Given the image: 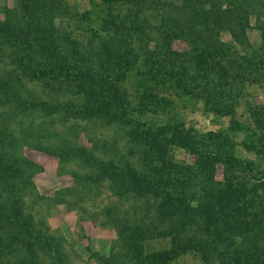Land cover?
<instances>
[{"label": "trees", "instance_id": "16d2710c", "mask_svg": "<svg viewBox=\"0 0 264 264\" xmlns=\"http://www.w3.org/2000/svg\"><path fill=\"white\" fill-rule=\"evenodd\" d=\"M15 1L0 19V56L12 65L0 73V122L23 128L16 135L0 125V264H66L43 222L35 224L19 204V192L32 184L23 169L33 164L18 153L24 136L32 134L23 117L39 112L44 118L61 113L129 125L140 143L141 169L97 156V145L69 149L95 169L89 182L108 179L118 196L143 199L159 219L143 227L110 216L124 240L107 255L92 252L101 264H179L187 253L203 264H264V169L234 144L240 136L241 148L264 154V109L252 111V125L234 116L238 92L264 78V0H88L89 8L80 12L69 0ZM61 14L81 37L61 29L55 21ZM252 23L255 43L248 36ZM175 40L188 49H175ZM31 83L46 96L26 94ZM131 85L134 92L127 89ZM58 92L71 96L52 97ZM173 94L202 102L227 117V126L203 139L181 123L151 124L146 114L165 112ZM168 145L193 161L172 170L165 159ZM215 163L223 165L222 185L210 180ZM191 177L202 178L199 189H186ZM210 229L231 236L208 247L195 233ZM152 236L169 238V245L148 248L144 240Z\"/></svg>", "mask_w": 264, "mask_h": 264}, {"label": "rangeland", "instance_id": "374dc122", "mask_svg": "<svg viewBox=\"0 0 264 264\" xmlns=\"http://www.w3.org/2000/svg\"><path fill=\"white\" fill-rule=\"evenodd\" d=\"M17 2L0 0V19L4 18L2 10L4 8L13 10ZM68 3L71 8L79 12L89 8L88 0H69ZM59 16L55 17V21L60 24L63 31L68 29L75 37H81V33L73 27L72 20L71 27L68 28L69 19L62 14ZM83 26L81 22L78 23L80 29ZM251 27L248 36L255 43L258 40V31L254 29L253 23ZM173 47L177 50L188 49L186 43L181 40H175ZM11 66L6 58L0 56V73L11 70ZM32 84L34 83L25 86L26 94L46 96L40 87ZM127 89L134 92L133 85H131L133 90H130V87ZM241 91L235 97L234 116L240 122L252 125V111L258 108L264 109V78L261 77L258 82L251 84L246 82ZM70 96L69 92L67 94L58 92L52 95L56 99ZM170 98L173 99V103L165 112L150 111L146 114L151 124L167 126L181 123L186 129L193 128L191 132L202 134L203 139L206 133H215L227 126V117L217 116L207 111L200 101L186 97L180 99L174 94ZM62 115L58 113L44 118L39 112L34 113L33 117H23L24 128L29 129L33 135L24 136V142L18 153L33 164L23 169V176L30 179L32 184L25 183V179L21 178L23 185H28L19 192L21 197L19 204L23 206L25 215L32 216L35 224L39 221L43 222L42 229L59 243L60 254L66 264H101L96 256H92V252L107 255L113 243L119 244L124 240L120 228L114 226L110 216L127 217L135 225L143 224V227L150 222L158 223L159 219L156 217L153 206L143 199L128 198L126 194L118 196L119 194L115 193L117 188L110 186L108 179L98 183L89 182L88 176L94 174L95 169L83 163L78 156L72 154L73 152L70 153L69 149L71 151L74 147H87L93 150L97 145L99 149L94 152L97 156L102 155L118 166H122L123 162H131L132 165L141 169L143 160L138 146L140 143L133 140L129 125L106 124L101 120H84L68 116L65 118ZM42 120L43 125L40 124ZM15 124V121L3 125L0 122L1 126H6L9 130L14 129L15 134L18 135L23 126L19 129ZM234 140L236 151L240 150L244 156L253 158L264 169V154L245 151L241 148L240 136ZM33 144H39L44 148H34ZM165 149L169 156L165 159H168L172 170L175 168L174 165L193 161V157L180 147L168 145ZM223 171V165L217 163L210 178L212 183L223 184ZM200 179L202 178L185 179L186 189L189 191L199 189ZM204 184H206L205 180ZM4 222L9 224L7 220ZM166 224L164 222L157 225L158 229L164 230ZM189 233L192 234V230ZM2 234L6 236L9 233L5 234L2 231ZM217 234L212 233L210 229L204 233L196 232L195 237L199 236L203 243L212 247L231 236L230 233ZM144 241L150 249L169 245V238L166 237L152 236L145 238ZM226 259L221 257L219 260L226 261ZM179 264H203V262L196 254L187 253L180 257Z\"/></svg>", "mask_w": 264, "mask_h": 264}]
</instances>
